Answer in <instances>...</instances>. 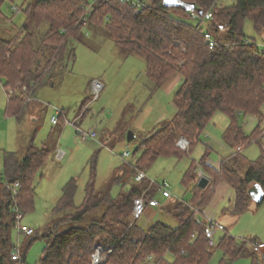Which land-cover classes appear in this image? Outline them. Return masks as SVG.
<instances>
[{
    "label": "trees",
    "instance_id": "obj_1",
    "mask_svg": "<svg viewBox=\"0 0 264 264\" xmlns=\"http://www.w3.org/2000/svg\"><path fill=\"white\" fill-rule=\"evenodd\" d=\"M5 1L0 0V18ZM138 1L137 7L127 0H94L91 12L86 13L89 5L85 0H33L24 9L20 6L26 18L14 37H0V85L18 92L8 94L5 113L18 123L37 89L50 83L49 73L65 59L74 58L72 44L82 42L85 28L104 30L127 55L140 56L145 61L147 77L157 88L176 76L181 79L171 119L138 144L132 153H139L134 162L123 161L122 175L115 180L121 191L115 197L110 189L98 191L91 174L83 201L75 207L76 181H68L53 209L59 215L39 236L32 237L35 232L25 236L28 240L19 246V261L11 260L16 246L8 234L16 225L14 208L23 215L33 211L35 180L49 152L43 145L36 146L34 138L21 158L4 152L0 174V264H23L27 249L40 238L46 244L38 264H91L97 246L106 258L99 264H209L212 251L204 234L206 223L197 215L210 203L215 187L221 182L231 187L234 215L249 208L247 190L252 184L264 190V146L242 173L243 156L238 153L222 158L218 169L210 167L207 159L212 148L206 145L202 157L183 177V185L192 189L191 199L177 201L168 209L176 227L156 222L143 230L132 221L134 199L144 196L146 205H150L162 189L154 183L146 191L147 180L137 184L135 177L145 173L158 158L185 156L176 145L178 139H187L191 151L214 113L229 118L222 141L230 149L259 145L264 131L260 126L264 118V47L243 30L248 20L255 33L264 37V0H235L231 6L222 5V0H182L194 4L192 12L164 7L163 0ZM196 10H202L203 15ZM84 18L87 23L82 22ZM44 22L48 28L36 39L34 32ZM205 33L215 41L213 50L208 49ZM246 116L258 120L250 134L243 131ZM60 119L63 122V115ZM199 169L212 180L211 187H197ZM16 182L18 195L13 197L10 188ZM255 243L259 242H245L226 233L216 247L223 253V264L241 257L255 261L256 251L247 248Z\"/></svg>",
    "mask_w": 264,
    "mask_h": 264
},
{
    "label": "rangeland",
    "instance_id": "obj_2",
    "mask_svg": "<svg viewBox=\"0 0 264 264\" xmlns=\"http://www.w3.org/2000/svg\"><path fill=\"white\" fill-rule=\"evenodd\" d=\"M31 1L33 0L5 1L1 8L3 15L0 18L1 38L10 40L14 37L26 18L20 6L23 5L24 9ZM85 1L89 5L86 13H90L94 0ZM234 3L235 0H222L224 6H231ZM82 20L87 23V18ZM47 28L48 24L44 22L34 32L36 39H40ZM243 30L248 38L254 39L258 45L264 47V37L255 33L250 21L244 22ZM82 32V42L72 44L74 58L71 61L65 59L49 73L50 83L37 89L35 96L28 102L20 123L7 117L5 113L7 94L18 92L4 90L0 85V174L3 172L4 152L15 153L21 158L25 155L32 138L36 146L43 145L49 152V157L35 180L34 209L24 214L20 223L34 230L35 234L32 237L39 236L47 224L59 215L53 209L64 185L71 179L76 181L75 207L83 201L85 187L91 174H94V185L98 191L105 192L110 189L112 197H115L121 191V185L115 180L122 175L123 161L134 162L139 153L134 155L132 153L138 144L174 114V95L181 84L180 80H175L174 77L163 87L157 88L147 77L145 61L140 56L127 55L102 29L85 28ZM94 80L103 85L97 99H94L91 91V83ZM56 112L62 113L64 120L62 122L58 118L57 125H53L51 118L57 115ZM81 116L83 119L77 122L79 130L94 131L96 134L94 140H81L77 135L73 122ZM254 117L246 116L244 119L245 134H250L257 126L258 120ZM228 124L229 118L226 115L214 113L191 151L190 145L186 150L178 148L186 153L181 159L158 158L145 171L148 180L155 184L167 185L170 198L162 197V189L161 192L158 191L153 199L154 205H147L138 220L132 219L134 223L136 222L143 230L156 222L176 227V222L168 209L175 202L188 201L192 197V189L182 183L185 172L202 157L205 145L212 148L210 159L213 163L220 157L228 155L231 149L221 140V135ZM260 126L264 128V118ZM128 132L135 135V139L129 143L126 141ZM262 134L264 136V131ZM185 140L189 143L187 139ZM263 146L262 140L259 145L252 143L243 149L245 161L242 162V173L246 171V161L256 160L260 155V147ZM56 148L65 153L60 161L54 158ZM126 151L130 155L122 159L121 156ZM197 172L198 179L205 176L200 169ZM210 182L212 185L211 179ZM211 185L209 184V187ZM150 188L148 184L146 191ZM250 206L241 215H228L232 217L231 222L224 221L218 216L217 220L225 225L226 230L217 231L214 240L217 244L218 239L228 233L245 242L257 239L263 248L260 251L255 250V261L249 257H241L235 261H225L224 264H264V201L259 207L254 203ZM8 234L14 246H22L28 240L24 234L18 233L17 228H10ZM45 244L43 238L36 240L27 249L23 264H38ZM99 248L101 247L97 246L94 249L92 256ZM247 248L252 251L253 245H247ZM211 251L209 264H223L222 251L216 246L211 248ZM99 254L100 262L105 261V255L102 257L101 250ZM92 256L90 262L95 264ZM143 264L153 263L146 261Z\"/></svg>",
    "mask_w": 264,
    "mask_h": 264
},
{
    "label": "built area",
    "instance_id": "obj_3",
    "mask_svg": "<svg viewBox=\"0 0 264 264\" xmlns=\"http://www.w3.org/2000/svg\"><path fill=\"white\" fill-rule=\"evenodd\" d=\"M121 1H124V0H121ZM127 1L131 2L132 5H135L137 7L140 6V2L138 0H127ZM191 16H192V19L196 18V15L194 13H192ZM210 17H211V14L208 13L207 18H210ZM204 38H205V41L207 43L208 49L213 50L215 47V41L213 40L212 36L209 33H205ZM102 88H103V85L97 80H94L91 83V91H92V94L94 95L93 96L94 99H97ZM56 114L57 115L52 116V118H51V123L53 125H56L58 123V118H59L60 113L56 112ZM77 135L80 137L81 140H94V138L96 136L94 131L83 132V131H80L79 129H77ZM263 141H264V136H263ZM176 145L179 149H182V150H186L189 147V143L184 138H180L178 140V142L176 143ZM64 155H65V153L62 150L57 149L54 157L57 161H60V160H62ZM129 155H130V153L128 151H126L122 154L121 158L124 159V158L128 157ZM146 179L147 178H146L145 173L140 172L135 177V182L137 184H140ZM148 184H149V186H152V185H154V182L151 180H148ZM18 187H19V184L16 182L10 188L11 195L13 197L18 195ZM161 187H162V196L164 198H170V194L167 190V185L165 183H163L161 185ZM7 188H9V187H7ZM152 204H154V202H152ZM146 206L147 205H146V201H145L144 196H140V197L134 199L133 207H132V219L133 220L139 219L142 216V214L144 213ZM14 212H15V216H16L15 228H17L18 233L24 234V236L32 235L34 233V230L20 224L22 219H23V216H24L23 213L21 211H19V209L17 207L14 208ZM221 230H223V227L218 222L210 220L206 223V226L204 229V234H205V238L207 240V246L208 247L213 248L216 246V242L214 240V235L217 231H221ZM262 248H263V245L261 243H255L253 245V249L256 251L257 250L259 251ZM100 250L102 251V249L99 248L97 253L92 256V259H93L95 264H97L101 261V256L99 254ZM20 257H21V255H20V251H19V245H17L11 254V260L19 261ZM102 257H104V256L102 255Z\"/></svg>",
    "mask_w": 264,
    "mask_h": 264
},
{
    "label": "crops",
    "instance_id": "obj_4",
    "mask_svg": "<svg viewBox=\"0 0 264 264\" xmlns=\"http://www.w3.org/2000/svg\"><path fill=\"white\" fill-rule=\"evenodd\" d=\"M175 80H180L181 79L179 78V76L175 77L174 78ZM5 90V89H4ZM177 91V90H176ZM8 96V94H7ZM8 98V97H7ZM174 107V105H173ZM86 108V107H85ZM174 113H175V108L173 109ZM61 115H59V119L60 117L62 116V113H60ZM64 118V117H63ZM255 118V117H254ZM81 119H83V117L81 116L79 119H76V122H73V125H74V129H79V124L77 123L78 121H80ZM57 125V124H56ZM224 133V132H223ZM222 133V135H223ZM222 135H221V140H222ZM223 142V141H222ZM206 146V145H205ZM208 146V145H207ZM262 147H260V150H261ZM57 149V148H56ZM56 152V151H55ZM205 152V151H204ZM234 153H238V154H241L243 156L244 152H243V149L241 150H229L228 151V155L225 156V157H220V159H217L215 163L211 162V159H210V156L209 158L207 159V164L214 168L215 170L218 169L219 167V164H220V161L222 160V158H227L228 156L234 154ZM212 154V153H211ZM55 155V154H54ZM55 158V157H54ZM258 158V157H257ZM244 157H243V162H244ZM247 163L250 162V161H246ZM201 171V170H200ZM202 172V171H201ZM198 173V172H197ZM198 179V177L196 178V180ZM209 179V184L211 185V182H210V178ZM198 181V180H197ZM208 184V186H209ZM253 185V184H252ZM251 185V186H252ZM250 186V187H251ZM249 187V188H250ZM234 201H235V198H234V192L233 190L231 189V187L224 183V182H221L219 183L215 189H214V195L210 201V203L201 211L198 213L197 215V219L199 220H202L203 222L207 223L208 221L210 220H213L215 222H218L222 227H223V232H225L226 228H225V225L221 222H219V220H217L218 216H220L224 221H233L232 220V217L231 216H228V215H234L231 213L232 209H233V206H234ZM264 201V200H263ZM250 205H253V202L251 201ZM249 205V206H250ZM256 205V204H255ZM257 206V205H256ZM252 207V206H250ZM199 216V217H198ZM235 216V215H234ZM236 219V218H234ZM237 221V220H235ZM229 222H226L228 224H230ZM226 234V233H225ZM228 234V233H227ZM230 235V234H228ZM224 236V235H223ZM222 236V237H223ZM232 237H235L236 239H238L239 237L235 236V235H232ZM220 239V238H219ZM240 240V239H238ZM257 240V239H256ZM258 242V240H257ZM260 251V250H259ZM235 261V260H234Z\"/></svg>",
    "mask_w": 264,
    "mask_h": 264
},
{
    "label": "water",
    "instance_id": "obj_5",
    "mask_svg": "<svg viewBox=\"0 0 264 264\" xmlns=\"http://www.w3.org/2000/svg\"><path fill=\"white\" fill-rule=\"evenodd\" d=\"M162 5L167 8H180L185 11H194V4L186 3L182 0H163ZM199 16L203 15L202 10H196ZM135 139V135L132 132H128L126 136V141L129 143ZM209 184V179L206 176L199 177L197 181V187L204 190ZM247 194L250 197L251 201L260 205L264 200V190L259 184H253L248 190Z\"/></svg>",
    "mask_w": 264,
    "mask_h": 264
}]
</instances>
